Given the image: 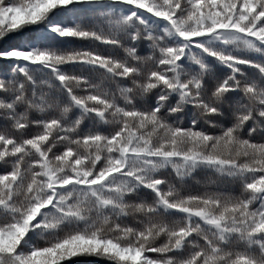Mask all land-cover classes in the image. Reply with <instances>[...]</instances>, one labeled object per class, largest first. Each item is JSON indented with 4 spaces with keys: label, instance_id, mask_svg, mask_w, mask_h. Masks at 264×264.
<instances>
[{
    "label": "snow or ice",
    "instance_id": "6c2138e0",
    "mask_svg": "<svg viewBox=\"0 0 264 264\" xmlns=\"http://www.w3.org/2000/svg\"><path fill=\"white\" fill-rule=\"evenodd\" d=\"M0 264H264V0H0Z\"/></svg>",
    "mask_w": 264,
    "mask_h": 264
},
{
    "label": "trees",
    "instance_id": "16d2710c",
    "mask_svg": "<svg viewBox=\"0 0 264 264\" xmlns=\"http://www.w3.org/2000/svg\"><path fill=\"white\" fill-rule=\"evenodd\" d=\"M197 179H198V180H203V177H202V176H200V177H197Z\"/></svg>",
    "mask_w": 264,
    "mask_h": 264
}]
</instances>
